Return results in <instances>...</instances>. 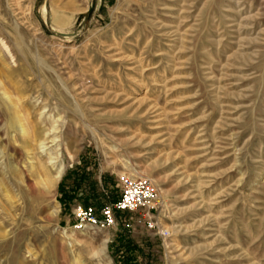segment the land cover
<instances>
[{
    "label": "rangeland",
    "instance_id": "1",
    "mask_svg": "<svg viewBox=\"0 0 264 264\" xmlns=\"http://www.w3.org/2000/svg\"><path fill=\"white\" fill-rule=\"evenodd\" d=\"M0 264H264V0H0Z\"/></svg>",
    "mask_w": 264,
    "mask_h": 264
},
{
    "label": "built area",
    "instance_id": "2",
    "mask_svg": "<svg viewBox=\"0 0 264 264\" xmlns=\"http://www.w3.org/2000/svg\"><path fill=\"white\" fill-rule=\"evenodd\" d=\"M120 180L121 196L115 203L105 204L100 208L94 204L76 206L73 213L77 229H84L86 225L110 229L118 222V212L132 214L141 210L149 228L153 230L158 228L153 210L161 202V191L146 176L123 175ZM159 234L167 237L170 232L162 229Z\"/></svg>",
    "mask_w": 264,
    "mask_h": 264
},
{
    "label": "bare ground",
    "instance_id": "3",
    "mask_svg": "<svg viewBox=\"0 0 264 264\" xmlns=\"http://www.w3.org/2000/svg\"><path fill=\"white\" fill-rule=\"evenodd\" d=\"M137 176H143V175L141 173H137ZM86 226H90V225H86Z\"/></svg>",
    "mask_w": 264,
    "mask_h": 264
}]
</instances>
